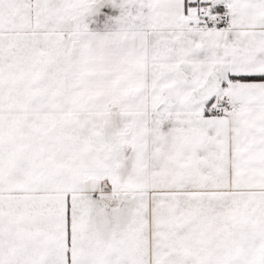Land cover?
Masks as SVG:
<instances>
[{
  "label": "snow or ice",
  "instance_id": "obj_1",
  "mask_svg": "<svg viewBox=\"0 0 264 264\" xmlns=\"http://www.w3.org/2000/svg\"><path fill=\"white\" fill-rule=\"evenodd\" d=\"M0 264H264V0H0Z\"/></svg>",
  "mask_w": 264,
  "mask_h": 264
}]
</instances>
